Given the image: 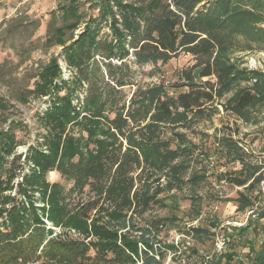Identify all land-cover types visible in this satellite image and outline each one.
Masks as SVG:
<instances>
[{
    "label": "trees",
    "instance_id": "1",
    "mask_svg": "<svg viewBox=\"0 0 264 264\" xmlns=\"http://www.w3.org/2000/svg\"><path fill=\"white\" fill-rule=\"evenodd\" d=\"M91 5L98 15L87 20L81 0L63 4V25L47 40L63 50L41 69L28 94L47 105L37 116L36 144L17 155L16 125L0 130V264H162L168 252L179 254V244L158 239L163 221L140 223L155 208L179 209V194L187 188L191 221L199 218L204 200L196 190L207 183L209 170L195 162L210 161L215 152L226 165L241 166L215 175L217 183L242 189L225 202L251 214L244 226L223 228L224 248L204 264H264V163L254 162L225 128L210 146L196 144L185 132L196 133L195 125L211 120L216 101L230 93L219 105L245 124L253 109L264 106V74L232 61L238 51L264 49V0H91ZM181 53L196 64L175 83L134 81L131 55L137 67L156 69ZM244 82L254 84L242 87ZM127 87L134 88L130 99ZM79 91L86 95L75 104ZM9 108L0 98V113ZM23 158L29 173L15 186ZM54 172L72 184L68 192L61 182H49ZM84 194L91 197L72 202L73 195ZM45 220L80 237L50 238L54 231ZM188 231L191 238L212 234L202 227Z\"/></svg>",
    "mask_w": 264,
    "mask_h": 264
},
{
    "label": "rangeland",
    "instance_id": "2",
    "mask_svg": "<svg viewBox=\"0 0 264 264\" xmlns=\"http://www.w3.org/2000/svg\"><path fill=\"white\" fill-rule=\"evenodd\" d=\"M67 1L69 0H0V98L5 99L10 105L7 112L0 113V130L7 131L11 126L16 125L14 132L19 145L16 150L17 155H25L28 148L36 144V136L40 132L37 116L46 109L47 105L45 99H34L28 94L33 90L38 74L49 63L50 58L62 53V47L50 46L47 40L52 38L53 30L63 25L61 6ZM81 1L80 13L87 20L98 15V11L91 5V0ZM81 30L83 26L76 31V36ZM105 31L109 33L108 29ZM96 59L100 65L104 62L100 57ZM129 60L135 72L134 81L140 84H157L161 80L175 83L181 71L190 69L196 64V59L187 53H181L167 64L158 63L156 69L153 65L137 67L133 63L135 58L132 55ZM232 61L241 68L264 74V49L262 48L254 47L253 50L238 51L232 55ZM114 63L118 62L114 61ZM60 64L64 70V79L69 80L70 71L62 60ZM212 81L216 83V78L212 77ZM253 84V82H244L242 87H252ZM125 90L130 99L132 94L130 91H134V88L127 87ZM77 94L79 97L75 100V104L78 103V99L82 103L86 92L79 91ZM231 95L232 93L226 95L220 101L221 103L216 101L215 107L218 112L212 116L211 120L206 119L196 124V133L185 132L196 144L210 146L214 134L217 133L218 137L222 136L225 128L227 134L234 135L235 140L240 142L246 152L252 154L254 162L262 164L264 163V106L253 109L251 121L245 124L236 116L225 112L223 106L219 105L224 104ZM205 134L210 137H205ZM214 154L216 156L213 155L210 161L195 162L197 166H203L209 170L207 183L196 190V194L204 200L199 218L191 221L195 213L192 212L191 202L188 199L192 193L187 188L179 194V209L171 211L155 208L146 213L145 220L140 223L144 226L150 221H163L164 227L159 230L158 239L166 244H179L181 253L175 255L174 252H168L162 264H204L208 257L219 252L218 244L223 241V228L241 227L248 221L251 213H237V207L233 202H225V199L237 198V192L242 189L224 183L219 184L215 178L217 173L238 171L241 166L226 165L225 159L218 155V152ZM21 164L17 173L18 177L14 181L15 186L22 182V176L29 173V166L25 164L24 158ZM48 180L51 183L61 182L65 185L66 192L72 186L71 183L65 184L55 172L49 174ZM90 197L89 194H84L82 197L73 195L71 200L73 203L83 202ZM262 222L264 224V221ZM215 224H218L217 228L214 227ZM190 226L205 228L212 234L191 238L188 231ZM55 230H57L55 233L64 239L76 238L69 231L61 228ZM54 234L50 238H53ZM240 247L241 244L236 245V250L240 251ZM194 250L198 252V255L192 253ZM37 264H41V261Z\"/></svg>",
    "mask_w": 264,
    "mask_h": 264
},
{
    "label": "built area",
    "instance_id": "3",
    "mask_svg": "<svg viewBox=\"0 0 264 264\" xmlns=\"http://www.w3.org/2000/svg\"><path fill=\"white\" fill-rule=\"evenodd\" d=\"M45 223H46L48 229L53 230L54 233H55V231H57V230H55L56 228H54L47 220H45ZM67 231H69L70 234L72 233L73 236H75L76 238L80 237L79 234H77L74 230H67ZM54 236H59V235H57V233H55ZM223 248H224V242L221 241L218 244V249H219V251H222Z\"/></svg>",
    "mask_w": 264,
    "mask_h": 264
}]
</instances>
